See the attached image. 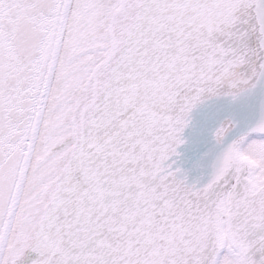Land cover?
Returning a JSON list of instances; mask_svg holds the SVG:
<instances>
[{"label": "snow or ice", "instance_id": "obj_1", "mask_svg": "<svg viewBox=\"0 0 264 264\" xmlns=\"http://www.w3.org/2000/svg\"><path fill=\"white\" fill-rule=\"evenodd\" d=\"M0 264H264V0H0Z\"/></svg>", "mask_w": 264, "mask_h": 264}, {"label": "water", "instance_id": "obj_2", "mask_svg": "<svg viewBox=\"0 0 264 264\" xmlns=\"http://www.w3.org/2000/svg\"><path fill=\"white\" fill-rule=\"evenodd\" d=\"M227 103L228 102L224 99H213L194 109L192 113V125L187 128L184 133L185 137L188 140V143L181 146L180 148V152L182 153L180 166L183 167L186 171H188V177L190 182H195L197 179L200 178V171L194 167V164L199 158L200 154L207 150V148L211 147L210 144L201 143L198 149L194 148L193 142L196 139V129L203 121L204 115L209 111L210 106L227 105ZM243 127L244 125L242 123L241 127L237 129V131H242ZM204 179H206V175Z\"/></svg>", "mask_w": 264, "mask_h": 264}]
</instances>
